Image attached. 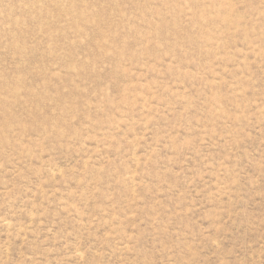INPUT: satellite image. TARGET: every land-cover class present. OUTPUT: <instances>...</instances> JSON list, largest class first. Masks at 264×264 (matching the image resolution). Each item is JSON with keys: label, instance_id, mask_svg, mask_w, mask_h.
Here are the masks:
<instances>
[{"label": "rangeland", "instance_id": "obj_1", "mask_svg": "<svg viewBox=\"0 0 264 264\" xmlns=\"http://www.w3.org/2000/svg\"><path fill=\"white\" fill-rule=\"evenodd\" d=\"M0 264H264V0H0Z\"/></svg>", "mask_w": 264, "mask_h": 264}]
</instances>
